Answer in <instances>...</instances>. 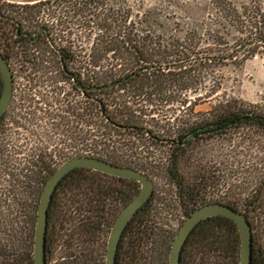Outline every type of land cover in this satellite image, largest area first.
Here are the masks:
<instances>
[{
	"label": "flooded vegetation",
	"instance_id": "flooded-vegetation-1",
	"mask_svg": "<svg viewBox=\"0 0 264 264\" xmlns=\"http://www.w3.org/2000/svg\"><path fill=\"white\" fill-rule=\"evenodd\" d=\"M1 1L0 53L12 73L13 91L10 104L0 117V264H11L16 260L25 263L29 255L32 253V256L34 255L35 227L41 196L50 177L66 161L82 156L100 157L117 166L140 170L153 182L155 181L150 172L155 162L149 148L143 150L142 146L137 145L131 154L121 153L119 149L106 142L111 141L110 136L115 131L132 135L134 138L141 139L145 136L154 144L169 145L170 152L166 160L167 174L173 180L176 196L184 213L182 222L175 229L176 232L172 231L175 237L192 212L210 202L233 206L247 215L253 230V238L258 234L259 229L264 228V168L257 172L258 184L249 193L253 194L251 198L242 200L229 197H232V194H246L245 192L236 193L231 190L221 192L230 194L228 198L219 196L209 198L211 194H221L215 190L217 173L200 164V161H198L200 166L194 167L190 173L183 170L184 165H192L193 158L189 152L191 149L202 143H208L218 136L236 133L234 129L218 133L215 124L217 119L209 116L193 119L188 114V120L181 122L174 135H170L173 132L165 128L156 131L153 129L155 127L144 124L142 118L148 116L146 113L157 112L154 109H147L148 112L138 111L136 105L133 107V103L132 107H124L121 103L129 98L133 101V98L123 93L124 90L121 89L127 87L132 80L152 77L169 70L183 75L186 67L174 69L166 67L163 70L152 67L150 63L119 65L117 68L102 66V56L95 55L97 52L102 55V34L97 40L99 44L95 43L96 35L90 34L89 28L92 20H102L106 10L104 9L106 0H65L64 2L35 0L32 4H27L31 2L20 4L18 11L8 9L15 7L14 3L1 4ZM59 4L65 7L64 14L58 15L53 11L54 15L52 14L51 18L58 20L63 19L62 17L75 20L82 18L83 23L88 24L86 25L88 48L85 50L88 59L82 57V63L78 60L76 44L72 40L58 39L48 23L49 15L45 14L47 10L45 8H53ZM249 37L247 39L264 43V30ZM201 52L217 53L212 50L198 51L193 56ZM236 52H231L229 55L238 54L239 50ZM206 56L208 55H204ZM113 83H115L113 87L100 88ZM2 90L3 82L0 74V98ZM155 96L156 94H153L149 100L152 101L151 98ZM92 102L95 103L94 107H91ZM92 112L93 114L100 112L98 128L93 130ZM213 114L212 112L211 116ZM102 118L105 123L103 129L109 136H106L102 147L91 151L89 150L91 133L95 131V134L102 135ZM242 129L263 133L260 129L250 127ZM80 172L94 173L102 179V191L109 187L108 184L116 183L119 194H125L124 198L121 197L119 201L105 207V211L111 215L118 216L140 190L141 185L136 179L87 167H78L67 173L53 191L49 207L47 264L68 262L73 259L81 262L89 256L95 261L102 260L101 241L95 242L90 248L88 239L81 240L80 232L75 233V225L68 224L64 228L60 223L62 211L68 209L70 213L76 214L80 210V206L76 208L73 203L74 194H85V192L81 191L83 188L78 189L69 184L79 179ZM174 172L180 175L177 178L173 177ZM86 178L84 176V179ZM153 196L155 197V182ZM110 218L113 220V216ZM76 219L80 222L81 217L78 216ZM207 220L217 222L214 230H218L219 233H209L206 229L203 234L205 225L210 228L204 222ZM256 220L258 223L255 222ZM235 224L233 219L221 215L200 221L193 229L196 230L195 237H192V230L183 245L181 264H218L219 260L224 258H227L228 262L232 258ZM83 228L79 227V231L84 230ZM202 234L208 235L209 238H203ZM64 236L68 237L66 249Z\"/></svg>",
	"mask_w": 264,
	"mask_h": 264
},
{
	"label": "rangeland",
	"instance_id": "rangeland-1",
	"mask_svg": "<svg viewBox=\"0 0 264 264\" xmlns=\"http://www.w3.org/2000/svg\"><path fill=\"white\" fill-rule=\"evenodd\" d=\"M34 1L2 0L1 4L14 3L15 7L7 8L18 11L20 4L25 2L32 4ZM105 3L106 10L102 19L113 17L110 27H116L118 30L125 26H134V23L142 18L146 20L154 18L159 28L157 27L158 30L152 33L153 36L147 37V42H142L150 45L151 49H157L160 43L166 46L167 52L176 54L182 49L179 47L182 44L184 47L194 49V52L212 50L227 56L239 50V55L229 56V59L223 61L224 65L218 66L217 62L201 64L199 62L191 67L190 72L185 73L189 76L183 80L184 88L179 84L167 85L166 93L159 92L160 95L151 98L152 105L144 101L140 103L136 101L133 107L136 105L138 111L147 109L157 111L146 113L148 116L142 118L144 124L155 127L153 129L156 131L165 128L173 132L170 135H174L179 124L188 120V114L193 119L210 116L213 106L220 101L223 103L238 101L264 107V43L247 39L250 35L260 34L264 30V0H106ZM48 8H45L47 9L45 14L49 15L48 23L56 37L64 41L72 40L76 44L75 50L78 51L79 62L82 63V57L87 60L88 53L85 50L88 48L86 26L88 24H84L82 18L77 20L70 17H62L61 20L51 18L52 14L54 15L53 11L58 15L64 14L63 4ZM151 10L153 12H149ZM91 26L90 23V34L91 30L95 33ZM141 35H150V33L144 32ZM159 36L161 39H158ZM242 54L244 56L239 57ZM95 55L102 56L99 52ZM110 56L111 54L108 58ZM102 66L111 65L106 62ZM177 74L179 75L178 72ZM94 104L92 102L91 107H94ZM128 106L132 107V103ZM104 125L102 118V135L91 136L89 150L94 151L102 147L103 142L106 141L105 138L109 135H106L107 131L103 129ZM235 132L218 136L208 143L194 147L189 151L193 158L192 165L183 166V170L190 173L194 167L200 166L198 164L200 161V164L213 169L217 173L215 186L217 193L228 190L246 193L232 194V197L224 193L211 194L209 198L216 196L235 197L238 200L251 198L253 194L249 193L258 184L257 172L264 168V135L249 129ZM110 137L111 141L106 142L119 149L121 153L131 154L137 145L142 146L143 150L149 148L155 162L150 171L155 180L151 217L158 228L175 231L182 222L184 213L176 196L173 180L167 174L166 160L170 152L169 145L154 144L148 137L134 138L119 131H115ZM255 222L258 223V220ZM262 223L261 220V225ZM109 233L110 230L107 235L104 234L106 241ZM257 233L264 246V228L259 229ZM51 264H66V262H51ZM218 264L223 263L219 261Z\"/></svg>",
	"mask_w": 264,
	"mask_h": 264
},
{
	"label": "trees",
	"instance_id": "trees-1",
	"mask_svg": "<svg viewBox=\"0 0 264 264\" xmlns=\"http://www.w3.org/2000/svg\"><path fill=\"white\" fill-rule=\"evenodd\" d=\"M149 12H153V10ZM110 21H113V17H106L102 20H92L91 27L93 30H95V43H98L97 40H99V37L102 33V64L109 62L112 68H117L119 65L125 66L150 63L152 64V67L155 66L154 68H162L163 70H165L164 68L166 67L169 69L186 67L185 73L187 74L190 72V68L199 62L200 64L204 62H217L216 65L219 66L224 65L223 61L229 59V56L236 57V55H239L235 54L232 56H227V54L223 53L204 54L201 52L199 55L194 57L193 55L198 52H194V49L190 47H184L182 44L179 45V47H182V49L176 54L167 52L166 46L160 43L157 45V49L153 48V51L150 45L147 43L144 44L142 42H147V37L153 36L152 33L158 30L159 24L154 18L151 17V19L148 20H146V18H142L141 20H138L134 23L135 27L133 25L131 26L130 24L131 27L125 26L119 30L116 27H110ZM114 23L115 22H113V24ZM91 32L94 33L92 30ZM144 32H149L150 35H141ZM158 39H161V36H159ZM110 54L111 56L108 58ZM204 55L208 56L204 57ZM242 56L243 55L239 57ZM185 73L183 75H178L177 73L171 72V70H169L163 73L160 72L158 75H154L152 77L146 76L132 80L127 87L124 86L121 89L124 90L123 93L131 96L133 101H131L132 99L129 98L122 101L121 103L124 107H128L130 103L135 104L136 101V103L144 101L148 104H151V102H149L150 97H152L153 94L160 95L159 92L166 93L168 88L167 85L175 86L174 84H179L180 87H183L182 83L184 78L189 76V74L185 75ZM211 112L214 114L212 116L210 115L209 117L217 119V123L215 124L218 127V133H225L229 129L238 131L246 127L260 129L264 133V107H261L260 105L238 101L233 103L232 101H227L225 103L220 101L215 104V106H213ZM98 115L100 116V112L99 114H93L92 112V130L98 128ZM94 132L92 131L91 133L92 137L98 135ZM178 148H180V146ZM177 158L178 157H176V159ZM179 175L180 174L178 172L173 173V177L177 178ZM78 176L80 180L77 179L76 181H72L69 184L78 189L83 188L81 191L85 192V194H74L73 203L75 204L76 208L80 206V210L76 214L70 213L68 209L65 212L62 211L60 223H62L63 227H67L68 224L73 226L75 225V233L80 232L79 238L81 240H86L87 238L91 245L90 248H92L95 242L101 241L102 260L95 261L91 256H89L81 262L77 261V259L65 262L66 264H105L108 240L106 241L104 239V234L107 235L113 220L117 217V215H111L105 211V207L111 205L110 203L119 201L121 197L124 198L125 194H119L116 183L108 184L109 187L107 186L105 191H102V179H99L94 173L80 172ZM84 176L87 178L84 179ZM187 195L190 196V194ZM152 200L153 199L151 198L149 202H147L138 210V212L133 217V220L125 229L119 244V252L117 254L116 264H169V253L173 239L175 237L174 233L176 231L173 233L165 229H160V227L158 228V226L154 225L151 217V210L153 209L150 203ZM82 208H84V210H82ZM78 216L81 217L80 222H78L76 219ZM112 216L113 220L110 218ZM204 222L208 224L210 228L205 225L203 234L205 233L206 229V232L209 233H219L218 230H214L215 224L217 223L216 221L207 220ZM87 226L89 229H87ZM79 227H84V230L81 229L79 231ZM48 231L49 228L47 230L46 247H48ZM195 231L196 230H193L192 232L193 238L195 237ZM203 234V238H209L208 235ZM84 235L88 236L84 237ZM65 239L66 242L64 243V246L66 249L68 246V237H65ZM240 243V233L237 225L235 224L233 230L232 258L229 259L228 262L227 258L220 259L219 261H221L223 264H239ZM119 254H121L120 257ZM29 256L31 258L28 257L25 263L16 260L11 264H34V255L32 256L31 254ZM143 260L146 261L142 262ZM252 264H264V246L262 245L258 234L254 235Z\"/></svg>",
	"mask_w": 264,
	"mask_h": 264
},
{
	"label": "water",
	"instance_id": "water-1",
	"mask_svg": "<svg viewBox=\"0 0 264 264\" xmlns=\"http://www.w3.org/2000/svg\"><path fill=\"white\" fill-rule=\"evenodd\" d=\"M0 74L3 82V90L0 98L1 117L10 104L13 91L12 73L1 53ZM114 85L115 83L105 85L100 88L106 89L113 87ZM78 167H87L120 177L133 178L141 185L139 192L121 210L110 230L105 264H116L119 243L126 227L138 210L153 196L154 182L147 174L140 170L130 167L117 166L95 156L76 157L66 161L50 177L41 196L34 236V264H47L46 240L48 230V211L52 201L53 191L60 180L67 173ZM219 215L233 219L238 227L241 241L239 264H252L254 238L253 230L247 215L240 212L233 206L220 202H210L198 207L185 220L173 241L170 252V264H181V252L183 245L196 225L208 217Z\"/></svg>",
	"mask_w": 264,
	"mask_h": 264
}]
</instances>
